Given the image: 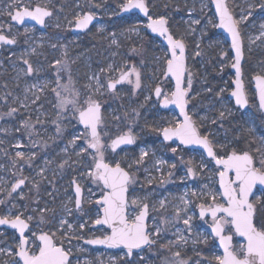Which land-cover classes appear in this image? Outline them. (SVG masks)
Masks as SVG:
<instances>
[{"label": "rangeland", "instance_id": "rangeland-1", "mask_svg": "<svg viewBox=\"0 0 264 264\" xmlns=\"http://www.w3.org/2000/svg\"><path fill=\"white\" fill-rule=\"evenodd\" d=\"M12 2L0 0V33L7 32L24 41L11 47L13 49L8 51L6 59L0 55V76H7L2 80L0 77V113L4 117L0 128V201L4 203L0 204V208H4L7 214L11 210L13 216L23 212L24 217H33V227L28 235L30 239L32 232L36 235L41 231L56 232L58 237L67 233L71 243L66 239L64 246L72 249V264H178V260H186L188 264H197L198 261L199 264H216L214 256L222 255L223 251L217 240L211 237L207 243L203 242V236H207L211 229V217L206 216L202 220L198 206L211 203L202 193L219 189L218 177L213 175L217 166L202 153L190 152L185 155L181 145L165 144L161 135L153 131L154 127L168 126V122L180 119V116L175 110H163L159 105L160 99L154 95L156 86L162 85L164 93H171L175 83L163 76L162 58L168 48L160 37L151 35L142 26L147 24V18L137 12L119 16V5L123 0H19V9H10ZM146 2L151 8V15L154 18L164 16L174 36L183 38L186 43L188 63L185 87L188 73L192 74L187 97L190 114L203 124L202 129L212 133L217 148L225 145V150L229 152L232 149L238 151L242 132L239 121L242 119L246 131L255 129L250 133L259 144V159L264 153V142L261 141L264 136V115H261L256 101L248 110L241 111L230 97L232 80L235 78L231 68L234 54L230 40L214 26L219 23L213 0ZM228 4L237 20L252 12L239 27L248 58L245 67L246 90L248 95L254 96L253 76L264 75V37L257 39L264 31L261 28V24H264V9L259 7L264 4V0H228ZM35 6L53 11V15L46 20V29L32 23L19 26L8 14L9 11L14 14L23 7L34 9ZM84 12L94 13L99 18L98 22L85 33H74V23L70 21ZM195 20L200 23L194 24ZM138 23L141 25L139 31H130ZM26 28L30 31L25 32ZM113 40L117 43L113 44ZM197 52L200 55H196ZM25 60L32 65V74H27ZM56 60H61L62 64L57 66ZM110 64L113 66L112 71H101L107 70ZM125 65H135L140 70L141 87L134 90V84L124 82L115 93L101 88L100 94H95L94 98L104 106L100 131L106 146L129 129L136 136V144L132 147L115 152L107 148L106 160L112 163L121 161L126 169L128 164H133L130 171L135 174L136 183L129 188V199L136 197L149 205L150 232H155L157 227L162 229L155 245L135 251L132 257L125 255L127 251L124 248L108 249L86 243L88 239L104 237L111 231L105 225L93 223L98 218L99 206L95 202L99 199L100 189L87 175L92 163L91 156L77 155L84 141L77 140L75 145L69 143L74 136L84 132V127L75 119L71 105L65 110L58 107L57 97L52 91L57 88L59 77V84L69 88L68 92L63 87L58 88L62 97L71 99L74 90L79 91L83 99L89 91L85 86L91 84L94 88L96 85L89 77L98 75L101 84L106 85L109 79L118 77L119 72L116 70L123 69ZM33 85L36 87L33 88ZM37 96L39 99H36ZM145 97L150 98L145 100ZM46 106L51 116L50 126L46 121ZM10 109L17 111L9 116L7 113ZM133 110L139 115H134ZM221 111L225 112L223 119L219 118ZM201 117L207 119L202 122ZM25 120L29 121L31 127L23 126ZM58 126L61 128L59 133ZM157 147L167 148L168 155H173L171 149L176 148V158L153 156ZM141 149L147 150L149 156L143 164L136 165L134 162L139 159ZM17 152L24 153V159L17 157ZM158 160L167 162L159 166V171L156 165ZM64 161L67 164L63 168L59 167ZM201 163L206 167H199ZM172 164L176 165L174 169L170 167ZM188 167H193L197 174L188 176ZM41 168L45 169L43 176L40 175ZM170 171L173 174L169 177ZM21 177L28 178L26 184L9 196L11 185ZM149 179L151 183H148ZM74 180L84 191L80 209L75 208ZM37 184L38 187L34 186ZM193 192L197 195L193 196ZM28 195L33 196L31 202L27 201ZM256 196L264 201V190H259ZM181 197L188 202L187 211H182L177 219L176 208L185 207ZM161 201L165 202L163 207ZM45 208L49 211H40ZM187 216H192L191 232L183 224ZM61 220H66L73 228H62ZM81 223L85 224L83 229L79 227ZM179 235H183L187 243L176 242ZM169 241L176 243L169 244ZM18 242L14 234L0 229V248L5 249L4 253L8 248L15 249ZM242 242V238L235 236L234 245ZM175 252H180L179 258L173 255ZM14 259V256L8 257L1 263L10 264Z\"/></svg>", "mask_w": 264, "mask_h": 264}, {"label": "snow or ice", "instance_id": "snow-or-ice-1", "mask_svg": "<svg viewBox=\"0 0 264 264\" xmlns=\"http://www.w3.org/2000/svg\"><path fill=\"white\" fill-rule=\"evenodd\" d=\"M216 5V12L219 14V25L216 27L224 28L231 35V48L235 52L234 62L231 67L235 70L236 79L234 81L235 88L231 92V96L235 98V104L239 109H244L249 104L248 97L245 93L243 82L241 79V58H242V39L239 31V24L248 19V16L252 15V12H248V16H241L239 20L235 19L229 12L226 6L225 0H214ZM19 0H13L9 8L19 9ZM100 7V5H97ZM121 12H129L133 9H138L147 18V24L142 25L144 28L149 29L152 33H157L167 41L168 50L164 53L163 59V76L165 78H174L175 87L171 93H164L160 86H156L154 89V95L157 98L163 97L161 103L164 107L168 105H175L179 108V114L182 119H174L168 122V126L154 127L153 131L162 135L164 141H171L174 138L178 139L182 145H199L206 150L207 156L211 157L215 166H217L214 176L218 177L219 189L217 191L208 190L202 195H206L211 203L200 204L199 216L203 220L205 216L211 217V229L207 236H203V242L207 243L209 237L213 240L219 241V247L223 249L222 255L214 256L216 264H264V201H261L260 196H256L254 189L258 185L264 186V153L261 154L259 159H256L249 151L232 149L230 152L226 151L225 145H220L219 148L223 151V155L218 154L216 145L213 140L211 132L202 134L201 129L203 124L197 123L193 119V116L189 115L187 106L189 104L188 95L192 84V74L189 72L187 77V87L184 86V78L186 68L185 50L186 45L183 38L175 37L169 30L168 20L164 16L153 17L149 14V7L146 0H123V3L119 5ZM252 6L250 5V8ZM264 9V4L259 5ZM13 21L23 23L25 18H31L40 25H45V18L53 15L52 11L40 6L34 9L23 7V10H17L13 14L11 11L8 13ZM94 20V13L84 12L77 14L74 17L75 28L87 29ZM194 24H199V20L193 21ZM57 27L59 25L57 24ZM141 25L138 23L132 27L130 31L138 32ZM261 28L264 29V24H261ZM30 29H25V32ZM264 37V31L260 33L257 39ZM0 43L15 44V37L9 38L8 36L0 33ZM113 44L117 43L116 40L112 41ZM55 47V45H53ZM35 51V49H33ZM135 51V49H133ZM196 55H200L199 52ZM222 55L226 56V53ZM27 65V74H32L34 69L32 65L25 60ZM57 66L62 64L61 60H56ZM113 66L110 64L108 69H101L104 71H112ZM119 72L118 77L109 79L105 84H101L99 76L93 75L89 77L90 80L96 82L95 87L91 84L85 87L89 89L84 94V98L81 99V93L79 91H72V98L62 97L59 87H63L66 92L69 91L67 85L59 84V77H57V88L52 89L58 100V107L62 110L67 109L71 105L72 111L75 114V119L78 123L84 127V132L76 135L69 142L73 145L77 140H83L84 144L80 147L78 156L90 155L91 166L87 172V175L92 179V182L96 184L100 189L99 199L96 200V204L99 206L98 218L93 222L95 225H107L111 232L109 235H105L103 238H96L86 241L89 244H102L109 247L123 246L127 249L126 256H132L134 249H143L145 245L151 247L155 245L159 239L161 228L157 227L155 232H150L146 225V218L148 217L149 205L143 203L139 198L133 197L129 199V188L136 183L135 174L130 170L133 164H128L127 169L122 167L121 161H115L114 163L106 160L105 151L110 148L112 152H115L118 147L125 144H133L136 141V136L131 132V129L125 134L117 136L112 139L106 146L102 139L101 131L99 127L103 123L102 117V104L98 99L94 98L95 94H100L101 88H105L107 91L115 93L117 86L127 82L128 84H134V90L141 87V72L135 66L125 65L123 69H117ZM134 77V79H133ZM71 79V77H69ZM255 90L258 94L259 104L258 108L262 114H264V75H257L254 78ZM33 88L36 85L32 86ZM41 91H43L41 89ZM221 91H224L221 89ZM150 97H145L148 100ZM39 99V96L36 97ZM35 103V100H33ZM16 109H10L7 113L11 116ZM133 114L138 116L139 113L133 110ZM59 115V114H58ZM127 115V113L125 114ZM229 115L231 113L229 112ZM219 118H225V112L219 113ZM243 118V114H242ZM201 121L207 119V117H201ZM37 122H40L39 120ZM216 121H212L215 123ZM24 127H31L29 121L22 122ZM61 128L57 127L59 133ZM249 132L255 131L253 128L248 129ZM107 135V133H104ZM261 141L264 142V136L261 137ZM66 151V149H65ZM171 151L175 153L176 148H172ZM259 153L261 150L256 149ZM16 156L24 159V153L17 152ZM35 156V153L32 154ZM149 156L147 150L141 149L139 159L134 163L141 165L145 162V159ZM31 158H29L30 160ZM15 163V161H14ZM46 163H50L47 161ZM164 160H158L156 162L157 171L160 170L161 165L166 164ZM189 164L192 161H188ZM67 164V161L62 162L59 167L63 168ZM172 169L176 167L175 164L170 166ZM199 167L204 168L206 165L201 163ZM45 169H40V175L43 176ZM147 171V169H145ZM173 173H168L169 177ZM197 173L193 167H188L187 175L194 176ZM27 177H21L11 185V191L9 196L17 189H20L25 184ZM183 179V177H182ZM152 180L149 179L148 183ZM163 182V181H162ZM75 184V208L80 209L82 204V189L78 183ZM38 187L37 185H34ZM207 185L205 188L207 189ZM193 196L197 193L193 192ZM23 198V196H21ZM254 198V200H253ZM185 207L183 209L176 208V218L182 211H187V201L181 197ZM4 201H0L3 204ZM164 201H161V207L164 206ZM259 206V208H258ZM16 207V205H13ZM137 209L139 211L137 212ZM41 212H47L49 209H41ZM135 213V214H134ZM69 214L71 211L69 210ZM33 219L32 216L24 217V213L20 212L15 216L11 215V210L8 214L0 215V225H7L17 230L19 233V242L15 249L8 248L6 254L10 257L14 256L16 259L12 260L10 264H72L70 259L72 249L65 248V240L70 244L71 240L68 239L67 233L61 236H57L56 232H44L41 231L39 235L32 232L31 239L25 234L26 230L31 231L29 222ZM192 216H187L183 220V224L186 226L189 232L192 231L191 226ZM60 225L63 228L66 226L69 230L73 228L72 224H69L66 220H61ZM80 229L85 227L84 223L79 225ZM179 231V230H177ZM228 233V234H226ZM199 235V234H198ZM234 236L243 238V242L239 244H233ZM81 239L82 237H76ZM183 241L187 243L183 235L177 237L176 242ZM169 241V244L176 243ZM167 247V245H162ZM5 249L0 248V253H4ZM173 255L177 258L180 257V252H175ZM8 264V262H6ZM178 264H188L186 260H178ZM199 264V261L197 262Z\"/></svg>", "mask_w": 264, "mask_h": 264}, {"label": "flooded vegetation", "instance_id": "flooded-vegetation-1", "mask_svg": "<svg viewBox=\"0 0 264 264\" xmlns=\"http://www.w3.org/2000/svg\"><path fill=\"white\" fill-rule=\"evenodd\" d=\"M53 12V11H52ZM133 12H137V13H139L138 11H132V12H129V13H126V14H121V11H120V13H119V16H124V15H128V14H130V13H133ZM233 12V11H232ZM140 14V13H139ZM150 15H151V8H150ZM98 22V21H97ZM96 22V23H97ZM95 23V24H96ZM94 24V25H95ZM25 25V24H24ZM24 25H19V26H24ZM94 25H92V26H94ZM91 26V27H92ZM75 27V26H74ZM74 27L72 28V31L74 32ZM90 27V28H91ZM89 28V29H90ZM170 28V27H169ZM46 29V28H45ZM88 29V30H89ZM87 30V31H88ZM87 31H78V32H81V33H85V32H87ZM78 32H74V33H78ZM172 32V31H171ZM2 34H4V35H6V36H8L9 38H12V37H14V36H12V35H9L7 32L6 33H2ZM12 36V37H11ZM16 39V43L15 44H12V45H10V44H4V43H2V47H1V50H0V55L1 56H3V57H5V59L9 56V52L8 51H10V49H13V48H11V47H16V46H18V45H20V44H22L23 43V39L22 38H20V37H17V38H15ZM162 39V38H161ZM185 42V41H184ZM186 44V43H185ZM187 47V46H186ZM232 49V48H231ZM233 52V51H232ZM188 54V53H187ZM245 54H246V52H245ZM248 58H247V56H246V58H245V61H244V64H243V71H244V80H245V75H246V66H247V64H248V60H247ZM232 68V67H231ZM233 71V70H232ZM234 72V71H233ZM54 73H56V71H55V68H54ZM235 73V72H234ZM257 75H262V74H255L254 76H253V78L255 77V76H257ZM235 76H236V74H235ZM1 77V80L2 79H5V78H7V76L6 75H2V76H0ZM172 79V78H171ZM235 79V78H234ZM234 79L232 80V86H233V88H234V85H233V81H234ZM173 80V79H172ZM160 87H161V89L163 90V92H164V87L162 86V85H159ZM253 86H254V88H255V81H254V79H253ZM245 90H246V81H245ZM232 91V90H231ZM256 91V90H255ZM246 93H247V90H246ZM247 96H248V99H249V102H250V104H249V107H248V109L250 108V105H252L255 101L259 104V101H258V96H257V93L255 92V95L254 96H251V95H248V93H247ZM156 97V96H155ZM157 98V97H156ZM232 98V97H231ZM157 99H160V103H159V105H160V107H161V101H162V99H163V97H160V98H157ZM233 99V98H232ZM233 101H234V99H233ZM38 101H36V103H37ZM235 103V102H234ZM102 104V103H101ZM38 105V104H37ZM102 106H103V104H102ZM162 108V107H161ZM190 108V107H189ZM239 108V107H238ZM46 109H47V106H46ZM163 110H175L177 113H178V115L180 116V114H179V112H178V110L177 109H175V108H171V109H164V108H162ZM248 109H246V110H248ZM103 110H104V106H103ZM241 110V109H240ZM246 110H241V111H246ZM47 112H48V114H47V118H46V121H48V126H50V123H51V116H50V112H49V109H47ZM189 113H190V109H189ZM191 115V114H190ZM261 115H264V114H261ZM192 116V115H191ZM102 117H103V113H102ZM0 118H1V123H0V128H1V126H2V124L4 123V117L2 116V114L0 113ZM42 120H43V118H41ZM180 119H182V117L180 116ZM194 120H196L195 118H193ZM197 121V123H198V125L200 124V122L198 121V120H196ZM44 123V122H43ZM53 123L55 124L56 123V121L53 119ZM100 128V127H99ZM99 131H100V129H99ZM201 132H202V134H207L208 132H209V130H204V129H201ZM120 135H122V134H120ZM161 137H162V135H161ZM163 138V137H162ZM210 139H212V136L210 137ZM163 142L165 143V144H168V145H171L172 143H177V144H179V145H181V147H182V153H184L185 155H188L190 152H194V153H196V154H203L205 157H206V159H208L209 161H212L214 164H215V162H214V160L211 158V157H208L207 156V153H206V151L205 150H203V149H201V148H194V147H188V146H185V145H182V144H180V142H179V140H171V141H164L163 140ZM136 144V141H135V143H134V145ZM133 145V146H134ZM215 145V144H214ZM172 146V145H171ZM130 147H132V146H130ZM259 147V146H258ZM34 148V147H33ZM124 148V147H123ZM120 149H122V148H120ZM119 149V150H120ZM259 149V148H258ZM216 150H217V152H218V154H220V155H223L224 153H223V151H221L220 150V148H217V146H216ZM116 151H118V150H116ZM238 151H240V150H238ZM245 151H247V150H245ZM250 152V151H249ZM176 153V152H175ZM175 153H173V155H168L169 153H168V149L167 148H159V147H157L156 149H155V152L154 153H152L153 154V156L155 155V156H157V155H159L160 157H162V156H166L168 159H174V158H176L174 155H175ZM187 153V154H186ZM256 159H258V152L256 151V153L255 154H253L252 152H250ZM170 157V158H169ZM25 184H26V182H25ZM24 184V185H25ZM24 185H22L21 186V188L24 186ZM129 195V194H128ZM33 198V197H32ZM27 201L28 202H31L30 201V199H29V195H28V198H27ZM0 214L1 215H5V214H7L6 213V211H5V209L4 208H0ZM13 216V215H12ZM15 216V215H14ZM149 217H150V215H149ZM26 218V217H25ZM149 222V221H148ZM30 224H31V226H30V229L33 227V222H32V220L30 221ZM1 230H5V232L6 233H8V234H14L17 238H18V240H19V235H18V233H17V231L16 230H11V229H8V228H0ZM29 232L30 231H28L27 232V236L29 235ZM11 258L10 256H8L6 253H1L0 254V264H2L1 263V260L3 261V260H6V258Z\"/></svg>", "mask_w": 264, "mask_h": 264}, {"label": "water", "instance_id": "water-1", "mask_svg": "<svg viewBox=\"0 0 264 264\" xmlns=\"http://www.w3.org/2000/svg\"><path fill=\"white\" fill-rule=\"evenodd\" d=\"M225 3H226V6L228 7V10H229V12L233 15V17L235 18V15H234V13L232 12V10H231V8H230V6H229V4H228V0H225ZM148 4V3H147ZM213 4H214V8H215V11H216V5H215V2H214V0H213ZM35 7H37V6H35ZM40 7H42V6H40ZM148 7H149V5H148ZM42 8H45V7H42ZM48 10H50V11H52V9H49V8H47ZM23 10V9H22ZM21 10V11H22ZM31 10V9H30ZM17 11V10H16ZM132 11H138L144 18H146L145 16H144V14L142 13V12H140L138 9H133V10H131V11H129V12H132ZM129 12H121V14H126V13H129ZM149 14H150V7H149ZM216 14H217V17H218V23H219V14L216 12ZM47 18L48 17H46L45 18V25H40V24H38L35 20H32L31 18H25V20H24V22L23 23H19V22H17L19 25H24L25 23H32V24H36V25H38L40 28H42V29H45L46 28V20H47ZM98 17H96L95 15H94V20L92 21V23L89 25V27L87 28V29H83V30H81V29H77V28H75L74 27V32H78V31H87L92 25H94L97 21H98ZM236 19V18H235ZM14 22H16V21H14ZM219 25V24H218ZM169 27V26H168ZM239 27V26H238ZM219 28V30H221V31H223L224 33H225V35L227 36V38L230 40V42H231V35L224 29V28H222V27H218ZM169 30H170V28H169ZM239 31H240V35H241V39H242V58H241V73H242V75H241V79H242V82H243V86H244V90H245V80H244V71H243V64H244V61H245V58H246V54H245V48H244V40H243V35H242V32H241V30H240V27H239ZM148 32L151 34V35H154V36H158V37H160V38H162V40H163V42L167 45V41L163 38V37H161V36H159L157 33H152L149 29H148ZM170 32H171V30H170ZM172 33V32H171ZM173 34V33H172ZM174 35V34H173ZM10 45H12V44H10ZM186 45V44H185ZM1 47H2V43H0V50H1ZM232 51H233V54H234V56H235V52H234V50L232 49ZM185 57H186V68H187V63H188V60H187V47H186V50H185ZM232 70L235 72V70L232 68ZM186 73H187V71L185 72V78H184V86H185V79H186ZM173 79V81H174V83H175V79L174 78H172ZM235 79H236V76H235ZM235 79H234V81H235ZM234 81H233V85H234V88H235V83H234ZM118 86H120V85H118ZM117 86V87H118ZM234 88L232 89V91L234 90ZM231 91V92H232ZM231 92H230V97H232L231 96ZM245 93H246V90H245ZM246 95H247V93H246ZM257 96H258V94H257ZM248 97V96H247ZM233 99H234V102H235V98L234 97H232ZM249 100V99H248ZM258 101H259V98H258ZM249 104H250V102H249ZM249 104H248V106H246V108H244V109H241V110H246V109H248V107H249ZM236 105V104H235ZM237 106V105H236ZM161 107L162 108H164V109H171V108H175V109H177L178 110V112H179V108H177L175 105H168L167 107H164L163 105H162V103H161ZM238 107V106H237ZM187 111L189 112V104H188V106H187ZM101 112L103 113V106H102V108H101ZM189 115H190V113H189ZM0 123H1V118H0ZM81 126L83 127V125L81 124ZM100 129V128H99ZM98 129V130H99ZM119 136V135H118ZM117 137V136H116ZM115 137V138H116ZM114 138V139H115ZM173 140H178V139H173ZM134 145V143L133 144H125V145H121L120 147H118L116 150H119L120 148H123V147H130V146H133ZM185 146H188V147H194V148H201V149H203V147L202 146H199V145H185ZM203 150H205V149H203ZM206 151V150H205ZM123 167V166H122ZM76 182V181H75ZM77 183V182H76ZM81 187V186H80ZM81 189H82V197H81V199H82V201H83V196H84V191H83V188L81 187ZM261 189H263L264 190V186H260V185H258L257 186V188L256 189H254V192H255V195H256V193H258V191L259 190H261ZM74 190H75V184H74ZM82 205V204H81ZM200 211V210H199ZM148 213H149V210H148ZM1 215V214H0ZM206 217V216H205ZM148 221H149V214H148V217L146 218V225H147V227H148ZM29 226H31V224H30V222H29ZM97 226H100V225H97ZM105 226H107V225H105ZM8 228V229H11V230H15V229H13V228H11L10 226H7V225H0V228ZM108 227V226H107ZM109 228V227H108ZM110 229V228H109ZM17 231V230H16ZM110 231H111V229H110ZM27 232H28V230H26V235H27ZM18 233V232H17ZM226 234H228V233H226ZM18 235H19V233H18ZM39 235V234H38ZM237 237H239V236H237ZM96 238H103V237H96ZM96 238H91V239H88V240H92V239H96ZM239 238H242V237H239ZM234 239H235V236H234V238H233V244H234ZM243 239V238H242ZM88 240H86V241H88ZM217 242H218V244H219V241H218V239H217ZM87 243V242H86ZM87 244H89V243H87ZM90 245H92V246H94V247H105V248H111V249H122V248H124L123 246H120V247H109V246H107V245H102V244H90ZM147 245H145L144 247H146ZM143 247V248H144ZM126 251H127V249L126 248H124ZM222 249V248H221ZM138 250H140V249H134L133 250V253L135 252V251H138ZM222 251H223V249H222ZM130 257H132V256H130ZM70 259H71V256H70Z\"/></svg>", "mask_w": 264, "mask_h": 264}, {"label": "trees", "instance_id": "trees-1", "mask_svg": "<svg viewBox=\"0 0 264 264\" xmlns=\"http://www.w3.org/2000/svg\"><path fill=\"white\" fill-rule=\"evenodd\" d=\"M239 126L242 130L241 134L239 135V144H238V150H247L252 152L253 154L256 153V149H258V142L257 140L253 137V135L246 131V127L244 125V122L242 119L239 121ZM33 196H29L30 201L32 200Z\"/></svg>", "mask_w": 264, "mask_h": 264}, {"label": "bare ground", "instance_id": "bare-ground-1", "mask_svg": "<svg viewBox=\"0 0 264 264\" xmlns=\"http://www.w3.org/2000/svg\"><path fill=\"white\" fill-rule=\"evenodd\" d=\"M105 248V247H104ZM108 249H111V248H108Z\"/></svg>", "mask_w": 264, "mask_h": 264}]
</instances>
